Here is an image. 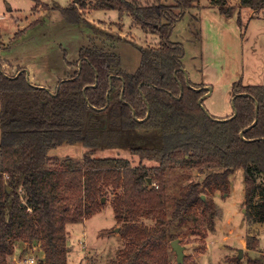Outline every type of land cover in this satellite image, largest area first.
<instances>
[{"label":"trees","instance_id":"trees-1","mask_svg":"<svg viewBox=\"0 0 264 264\" xmlns=\"http://www.w3.org/2000/svg\"><path fill=\"white\" fill-rule=\"evenodd\" d=\"M201 2L94 0L91 9L117 11L121 18L127 13L159 36V47L141 49L134 73L123 71L118 55L94 47L81 50L77 69L58 80L54 91L30 82L24 68L10 75L0 65V264H10L17 243L25 244L23 251L39 243L44 256L36 264H69L67 227L101 212L102 198L110 193L122 242L110 264H171V243L183 227L198 219L214 224L216 202L202 196L228 194L237 171L244 179L246 209H252L254 222L264 224V203L253 206L264 192V85L235 82L234 113L225 119L207 115V86L188 82L185 47L172 40L177 23ZM87 3L79 0L60 12L69 24H78ZM211 3L224 17L237 12L238 20L242 7L264 11V0ZM144 131L160 132L161 142L131 148L140 157L138 167L127 159L93 156L123 146L127 134ZM65 143H81L88 152L81 162L48 167L50 152ZM143 160L158 166L150 168ZM178 165L196 178L169 195L167 176ZM258 244L250 237L246 245L256 250ZM240 260L238 255L236 264ZM248 264H264V256L249 258Z\"/></svg>","mask_w":264,"mask_h":264},{"label":"rangeland","instance_id":"rangeland-1","mask_svg":"<svg viewBox=\"0 0 264 264\" xmlns=\"http://www.w3.org/2000/svg\"><path fill=\"white\" fill-rule=\"evenodd\" d=\"M78 1L40 0L36 6L31 0H0V65L3 69L15 75L24 68L30 82L54 91L58 80L73 75L77 69L75 62L83 48L94 47L116 54L120 57L123 71L134 73L141 64V49L159 47V36L137 26L127 13L122 18L119 15V18L105 22L94 19L89 12L93 10L94 0H88V8L79 11L80 23L69 24L60 10ZM138 1L148 5L156 3V0ZM228 1L231 5L238 3V0ZM211 4V0H207L204 8H214ZM27 18V27L23 28L20 22ZM36 21L37 25L33 26ZM172 40L185 47L183 61L192 83L212 89L203 102L207 111L219 119L234 113L232 86L235 82L264 85V11L257 14L245 9L241 20H238L237 12L232 17H224L216 8L202 11L197 6L177 23ZM1 132L0 121V143ZM160 137L161 133L156 131L130 133L124 137L123 146L99 149L93 156L127 159L133 167H138L141 165L140 157L133 154L131 148L159 147ZM87 152L81 143H65L51 151L52 161L48 167L58 169L67 160L81 162ZM142 163L150 168L158 166L148 160ZM195 178L185 167L178 165L172 168L167 176L168 194L176 193ZM260 178V186L264 189V178ZM231 179L228 194L207 192L204 195L205 199L216 202L214 224L210 226L198 219L196 223L183 227L179 240L184 249V260L178 261L171 246V264H236L235 258L240 251H243L240 264H248L249 258L264 256V224L254 222V216L250 215L252 209H246L241 171ZM102 201L105 206L101 212L85 223L67 227L69 264H110L121 246L118 233L121 224L113 213V194H108ZM262 203L264 192L259 191L253 206ZM250 237L259 240L256 250L246 245ZM24 247L25 244H16L10 264H22L27 257L30 259V253L35 258L37 254V258H43L39 243H31L25 251Z\"/></svg>","mask_w":264,"mask_h":264},{"label":"crops","instance_id":"crops-1","mask_svg":"<svg viewBox=\"0 0 264 264\" xmlns=\"http://www.w3.org/2000/svg\"><path fill=\"white\" fill-rule=\"evenodd\" d=\"M207 0H202V2L200 3V5H198L199 6V8L201 7V9H202V11H208V9H214V8H204L205 7V2H206ZM203 3V4H202ZM230 3V2H229ZM239 0H238V3L237 4H235L236 6H239ZM231 5V4H230ZM195 8H193V9H191V11L192 10H194ZM245 9H248V10H250V11H252L250 8H245V7H242V9H241V13L245 10ZM9 11H12V10H10L9 9ZM216 11H218V9L216 8ZM89 12H91L90 13V16H92L94 19H97L98 21H102V22H105L106 20H112V19H116V18H119V13L117 12V11H98V10H92V11H89ZM115 13V14H114ZM188 14V13H187ZM190 15H192L193 16V14L191 13ZM60 16V15H59ZM194 17V16H193ZM18 22H19V20H18ZM26 22H28V18H27V20L26 21H22V22H20V24L22 25V27L23 28H25V27H27L26 26ZM197 84H199V83H197ZM207 86V85H206ZM212 91V90H211ZM51 153V152H50ZM51 156V155H50Z\"/></svg>","mask_w":264,"mask_h":264},{"label":"water","instance_id":"water-1","mask_svg":"<svg viewBox=\"0 0 264 264\" xmlns=\"http://www.w3.org/2000/svg\"><path fill=\"white\" fill-rule=\"evenodd\" d=\"M76 1H78V0H76ZM186 78H187V80L189 82L190 81V78H189V76H188L187 73H186ZM206 89L208 90V93L210 94V92H211L212 89L211 88L210 89L206 88ZM200 104H202V100L200 101ZM204 111H206L207 115H210L209 111L205 110V108H204ZM236 115H237V112H235L234 116H236ZM202 197L205 198L204 196H202ZM102 202H104V201H102ZM118 230L119 229H117L116 231H118ZM171 246H172V249H174L175 252H176V254H177L178 261L179 262H182L184 260L185 253H184L183 246L180 243V240L173 241L171 243ZM242 254H243V251H240V254H239L240 257L242 256Z\"/></svg>","mask_w":264,"mask_h":264},{"label":"built area","instance_id":"built-area-1","mask_svg":"<svg viewBox=\"0 0 264 264\" xmlns=\"http://www.w3.org/2000/svg\"><path fill=\"white\" fill-rule=\"evenodd\" d=\"M35 250V249H34ZM29 258L28 257L23 261L22 264H36V261H37V257H33L32 255H29Z\"/></svg>","mask_w":264,"mask_h":264}]
</instances>
